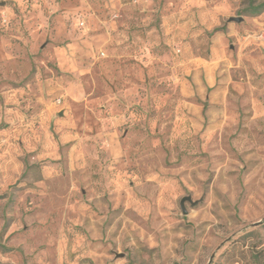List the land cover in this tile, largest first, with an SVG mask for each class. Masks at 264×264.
I'll list each match as a JSON object with an SVG mask.
<instances>
[{
	"label": "rangeland",
	"instance_id": "374dc122",
	"mask_svg": "<svg viewBox=\"0 0 264 264\" xmlns=\"http://www.w3.org/2000/svg\"><path fill=\"white\" fill-rule=\"evenodd\" d=\"M31 1L0 0L11 53L0 59V264H264V65L248 68L241 92L220 66L213 86L186 98L158 69L61 70L51 45L98 37L101 20L143 18L162 55L163 17L191 0H119L128 7L111 13L106 0ZM62 1L72 5L48 11ZM192 1L185 42L203 57L227 21L211 26L210 7L264 20L248 0ZM263 32L249 27L264 62ZM102 51L81 60L99 65ZM74 81L90 110L64 109L54 91L48 120L39 98Z\"/></svg>",
	"mask_w": 264,
	"mask_h": 264
},
{
	"label": "crops",
	"instance_id": "0c3cea01",
	"mask_svg": "<svg viewBox=\"0 0 264 264\" xmlns=\"http://www.w3.org/2000/svg\"><path fill=\"white\" fill-rule=\"evenodd\" d=\"M31 2V0H25L24 8L37 6L36 3ZM138 2H140L141 9L146 7L144 0H138ZM71 5V2L62 1L60 4H51L48 11L54 12ZM128 5L119 0H106L104 6L107 7V12L111 13L116 10V7L125 8ZM179 6L181 7L174 8L172 12L170 11L168 15L163 17V26L167 32L163 42L167 46H164L162 55L154 52L156 50L154 46L157 44L154 33L145 29L144 19L137 16L121 21L101 20V24H98L99 28H102L100 36H87L85 39L78 40L68 39V41H63L65 43L62 45L52 44L50 56L55 60L58 68L70 72L82 68L83 70L96 68L108 75V73L115 72L117 67L121 73L126 72V67L134 70L147 68L152 73L157 72L158 69L159 72L167 73L166 75L169 74L171 78L177 80L179 93L185 98L202 96L206 87L214 85L216 70L220 66H224L227 69L225 72L230 86L237 92L243 91L248 68L252 67L259 71L264 65L260 52L262 41L260 38L251 37L249 33V27L256 29L262 27L264 23L262 16L243 17L241 21L228 20L231 15L227 3L210 7L207 13L213 21L211 26L220 25V17H226L227 21L223 24L224 28L218 31L212 39L208 56L203 57L194 53L192 47L185 42L189 26L196 24V17L195 23L192 20L189 21V9L194 11L195 7L199 5L191 0ZM96 7L97 4L95 3L91 5L93 9ZM198 16L199 14H197ZM200 20L199 18L198 21ZM206 28L208 29L207 26ZM98 49L107 50L106 55L108 57L102 59L99 65H92V61L86 62V60L83 63L82 58L87 57L90 60L95 52H99ZM176 49L179 51L176 52ZM102 52L104 53V51ZM9 56L11 53L5 46L4 39L0 38V59H7ZM81 89L75 81L68 82V85L57 83L48 91V97L41 96L39 100L45 103V116L49 118L48 120H51L52 112L58 104L56 101L48 99L54 94V91L58 93L57 96L63 97L64 109L70 112L76 108H83L85 111L86 109L90 110L93 98L87 96L85 92H81ZM190 105L195 120L198 121V106Z\"/></svg>",
	"mask_w": 264,
	"mask_h": 264
},
{
	"label": "trees",
	"instance_id": "16d2710c",
	"mask_svg": "<svg viewBox=\"0 0 264 264\" xmlns=\"http://www.w3.org/2000/svg\"><path fill=\"white\" fill-rule=\"evenodd\" d=\"M248 2H249V5L245 10L249 12V15H252V16L259 15L262 11H264V0L258 3H255V4H254V0H248ZM216 29L218 28H215V30ZM254 258L256 259V262L261 261L260 256L257 254H254Z\"/></svg>",
	"mask_w": 264,
	"mask_h": 264
},
{
	"label": "water",
	"instance_id": "95a60500",
	"mask_svg": "<svg viewBox=\"0 0 264 264\" xmlns=\"http://www.w3.org/2000/svg\"><path fill=\"white\" fill-rule=\"evenodd\" d=\"M242 16H232V17H230L228 20H234V21H241L242 20ZM185 200H191L190 199V196H184V197H182L181 198V200H180V205H181V208H182V211L183 212H185V209H184V206H183V202L185 201ZM260 222V221H259ZM259 222H257V223H259ZM256 224V223H255Z\"/></svg>",
	"mask_w": 264,
	"mask_h": 264
},
{
	"label": "built area",
	"instance_id": "2783aa9c",
	"mask_svg": "<svg viewBox=\"0 0 264 264\" xmlns=\"http://www.w3.org/2000/svg\"><path fill=\"white\" fill-rule=\"evenodd\" d=\"M79 25H80V26H83V25H84L83 20H81V21L79 22ZM262 36L264 37V32L262 33Z\"/></svg>",
	"mask_w": 264,
	"mask_h": 264
}]
</instances>
